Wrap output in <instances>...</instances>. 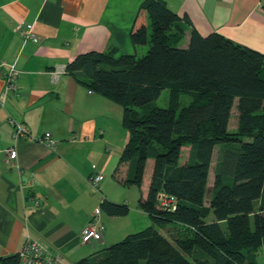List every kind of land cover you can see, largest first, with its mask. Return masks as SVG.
Segmentation results:
<instances>
[{"label":"trees","instance_id":"obj_1","mask_svg":"<svg viewBox=\"0 0 264 264\" xmlns=\"http://www.w3.org/2000/svg\"><path fill=\"white\" fill-rule=\"evenodd\" d=\"M187 26L191 21L164 0H145L130 33L134 46H148L145 55L92 51L66 67L78 84L123 109L128 140L114 175L142 191L139 208L154 223L77 264H258L264 250V55L195 29L182 47ZM165 90L168 105L158 107ZM217 147L220 161L206 204ZM100 209L108 217L130 213L128 204L107 199ZM165 229H172V239ZM0 264H18V257Z\"/></svg>","mask_w":264,"mask_h":264},{"label":"crops","instance_id":"obj_2","mask_svg":"<svg viewBox=\"0 0 264 264\" xmlns=\"http://www.w3.org/2000/svg\"><path fill=\"white\" fill-rule=\"evenodd\" d=\"M144 1L0 0V63L20 71L18 90L7 93L0 104V259L17 255L32 236L46 242L63 263H78H72L73 255L89 245L81 242L82 231L101 204L89 183L93 165L105 175V199L127 204L130 191L134 196V187L121 185L115 175L111 182L106 175L114 168L110 132L119 106L90 94L67 74L53 82L51 73L92 51L116 48L119 54L145 55L148 46H134L130 38ZM164 1L191 21L182 47L188 46L195 29L203 37L217 33L264 55V0ZM26 25H33L38 44L22 37ZM4 92L0 70V100ZM11 117L33 136L51 133L54 146L22 140L17 159H9L4 151L13 146ZM135 210L148 216L139 203ZM127 217L104 221L100 216V221L119 228L123 236L129 228ZM107 233L106 228L97 242L102 247L112 240ZM85 252L89 257L93 251Z\"/></svg>","mask_w":264,"mask_h":264},{"label":"built area","instance_id":"obj_3","mask_svg":"<svg viewBox=\"0 0 264 264\" xmlns=\"http://www.w3.org/2000/svg\"><path fill=\"white\" fill-rule=\"evenodd\" d=\"M22 37L25 41H32L33 43H39L40 38L34 33L33 25H26L22 32ZM0 70L3 71V78L5 81V92L0 100V104L4 105L5 95L9 92H16L18 90V79L20 71L16 66H7L0 63ZM53 82H56L62 75L66 74V68L56 69L52 73ZM92 94L91 92H89ZM9 124L13 127V146L4 151V154L11 160L17 159V145L20 141H32L38 144L48 145L53 147L54 141L51 133H46L40 136H33L29 131L14 118H9ZM92 173L89 177V183L91 188L97 192L101 201L105 198L101 193V184L105 179L103 171L99 170L96 165L91 167ZM160 199L164 205L174 209L173 201H168L164 195L160 196ZM36 206L40 204L39 201L34 200ZM101 209L98 208L89 222L82 231L81 242L83 244H89L91 242H99L104 238L106 227L100 221ZM18 264H65L61 260L60 256L54 252L47 244L40 238L27 236L26 242L23 248L18 252Z\"/></svg>","mask_w":264,"mask_h":264},{"label":"rangeland","instance_id":"obj_4","mask_svg":"<svg viewBox=\"0 0 264 264\" xmlns=\"http://www.w3.org/2000/svg\"><path fill=\"white\" fill-rule=\"evenodd\" d=\"M147 52V51H146ZM146 54V53H145ZM168 97H169V94H168V91H163L161 97L157 100L156 104L158 107H162V108H166L167 105H168ZM190 99L188 96H183L182 98V104L185 106L189 103ZM115 104V103H114ZM117 105V104H116ZM119 106V105H118ZM122 108L119 106V114H118V118H116V126L114 125V128L113 130L110 132V137L112 138V141L111 142V147L112 149H110L111 153L110 155L114 156V165L113 167L115 168L116 166V163H118L117 161L119 160V157H120V154L123 152L125 146H126V143H127V133L125 131V129L123 128L122 126ZM237 109H236V106L234 107L233 109V113H232V118H231V121H230V125H229V129L230 130H235L237 128ZM188 153V149H185L184 151V155H187ZM119 154V155H118ZM220 147H217L215 149V153H214V158H213V164H212V168H211V172H210V178H209V192H208V195H207V199H206V204L209 203V199H210V190L213 186V182H214V173H215V170L218 166V163L220 161ZM184 162V160H182V163ZM92 163H95L94 161H91L90 162V165ZM152 166H153V163L152 161L150 162V165H149V169H148V172H147V176H146V183H145V187H144V192L145 194H147L148 192V184L150 183V177H151V174H152ZM114 168H113V173L109 174L107 173V180H111V182L113 181V176H114ZM105 182H103L101 185H103ZM132 192H134V196L132 195L131 191L129 193V201L127 204L129 205L130 207V214H129V217H127L126 221H128V230L126 233H124L123 236L120 235V233H118V229L119 228H116L115 226H113L112 224H107V222L105 223V226L107 228V234H108V237H111L113 235L112 240H108V243L110 244H107V246L105 247H102L99 243L97 242H91L89 243V245H84L82 246V251L83 252H76V254L73 255V260H72V263H76V262H79L80 260L86 258L87 256H84L86 255L87 253L89 252H85L87 249H92L93 252H90L91 254H95L96 252L98 251H101L105 248H108L110 247L111 245H114L116 243H119L121 241H123L127 236L129 235H133V234H136V233H139L141 231H144L145 229L151 227V226H154V223L152 221L151 218H149L148 216H145V215H142L140 212L136 211L135 210V206L137 205L138 203V199L141 197L142 195V191L140 189H138L137 187H134ZM100 208V205H98ZM97 208V209H98ZM101 217L102 219L105 221L107 220L106 218L108 217L106 214H104L102 211H101ZM164 233L165 235H167L168 238L172 239V234L174 233L171 230H168V229H165L164 230ZM107 241V240H106ZM110 241V242H109ZM88 255V254H87ZM257 259H258V264H264V250L261 249L257 255Z\"/></svg>","mask_w":264,"mask_h":264}]
</instances>
